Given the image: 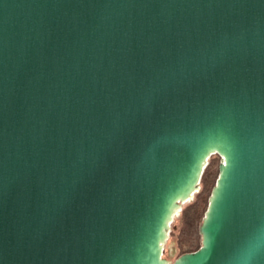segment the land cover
I'll use <instances>...</instances> for the list:
<instances>
[{
  "label": "water",
  "instance_id": "1",
  "mask_svg": "<svg viewBox=\"0 0 264 264\" xmlns=\"http://www.w3.org/2000/svg\"><path fill=\"white\" fill-rule=\"evenodd\" d=\"M264 264V0H0V264Z\"/></svg>",
  "mask_w": 264,
  "mask_h": 264
},
{
  "label": "trees",
  "instance_id": "2",
  "mask_svg": "<svg viewBox=\"0 0 264 264\" xmlns=\"http://www.w3.org/2000/svg\"><path fill=\"white\" fill-rule=\"evenodd\" d=\"M221 158L218 154L210 157L200 180L203 190L196 196L194 203L183 211L182 218L185 235L182 242L181 255L195 252L202 245V242H197V245H193L192 237L196 233L198 235L197 238H199V228L209 208L210 197L219 178Z\"/></svg>",
  "mask_w": 264,
  "mask_h": 264
},
{
  "label": "rangeland",
  "instance_id": "3",
  "mask_svg": "<svg viewBox=\"0 0 264 264\" xmlns=\"http://www.w3.org/2000/svg\"><path fill=\"white\" fill-rule=\"evenodd\" d=\"M222 162V158H221ZM203 190V186L200 183V189L195 194L192 201L184 204L180 210V213L178 216L174 217L170 226H169V235L168 239L166 240L164 246H163V258H165L169 264H172L177 258L181 256L182 251V242L185 235L184 232V222L182 218L183 211L188 207L190 204L194 203L196 200V196ZM198 235L195 233L192 237L193 245H197V242H202V236L199 232V238H197Z\"/></svg>",
  "mask_w": 264,
  "mask_h": 264
},
{
  "label": "bare ground",
  "instance_id": "4",
  "mask_svg": "<svg viewBox=\"0 0 264 264\" xmlns=\"http://www.w3.org/2000/svg\"><path fill=\"white\" fill-rule=\"evenodd\" d=\"M192 200H193V199H191V200H189V201H186V202H184V203L182 204V206H183L184 204H186V203H188V202L192 201ZM182 206H181V208H182ZM181 208H179V210L176 212V214L174 215V217L178 216V214L180 213V210H181Z\"/></svg>",
  "mask_w": 264,
  "mask_h": 264
}]
</instances>
